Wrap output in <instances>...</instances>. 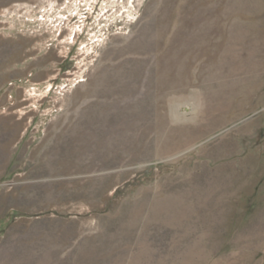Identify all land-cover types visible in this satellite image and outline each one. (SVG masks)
Instances as JSON below:
<instances>
[{
    "label": "rangeland",
    "instance_id": "obj_1",
    "mask_svg": "<svg viewBox=\"0 0 264 264\" xmlns=\"http://www.w3.org/2000/svg\"><path fill=\"white\" fill-rule=\"evenodd\" d=\"M0 264H264V0H0Z\"/></svg>",
    "mask_w": 264,
    "mask_h": 264
}]
</instances>
